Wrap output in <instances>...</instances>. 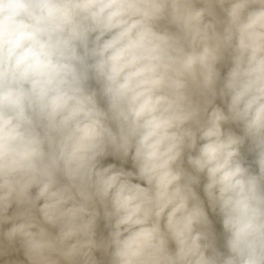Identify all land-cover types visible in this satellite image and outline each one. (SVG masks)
Listing matches in <instances>:
<instances>
[{
	"label": "clouds",
	"instance_id": "obj_1",
	"mask_svg": "<svg viewBox=\"0 0 264 264\" xmlns=\"http://www.w3.org/2000/svg\"><path fill=\"white\" fill-rule=\"evenodd\" d=\"M0 264H264V0H0Z\"/></svg>",
	"mask_w": 264,
	"mask_h": 264
}]
</instances>
